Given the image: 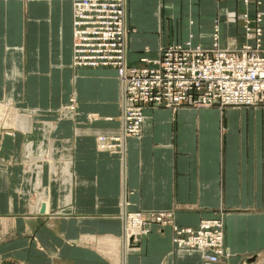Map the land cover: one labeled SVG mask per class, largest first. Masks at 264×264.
<instances>
[{
    "label": "crops",
    "instance_id": "crops-1",
    "mask_svg": "<svg viewBox=\"0 0 264 264\" xmlns=\"http://www.w3.org/2000/svg\"><path fill=\"white\" fill-rule=\"evenodd\" d=\"M258 1L126 0L127 63L214 32L238 49L243 11L264 30ZM71 22V0H0V264H264V106L145 107L139 137L101 150L121 131L119 79L72 64ZM131 211L192 228L221 213L227 254L175 247L170 224L127 237Z\"/></svg>",
    "mask_w": 264,
    "mask_h": 264
},
{
    "label": "built area",
    "instance_id": "built-area-1",
    "mask_svg": "<svg viewBox=\"0 0 264 264\" xmlns=\"http://www.w3.org/2000/svg\"><path fill=\"white\" fill-rule=\"evenodd\" d=\"M242 1L247 4L249 0ZM71 3L72 64L113 67L120 82L121 131L98 135L99 149L117 152L125 137H139L145 107L163 106L174 110L185 104L264 106L261 11L241 13L243 35L252 42L238 49L220 47L214 32L210 48L194 44L190 39L168 44L159 49L153 60L141 57L140 61L146 64L139 66L129 65L126 60V0H71ZM141 214L140 211L127 212L124 220L145 218L149 224H167L163 213L152 214V217ZM220 218L218 215L203 218L197 228L171 225L174 244L178 248L199 250L206 261L216 262L225 247L221 237L224 221ZM142 229L149 230L148 227Z\"/></svg>",
    "mask_w": 264,
    "mask_h": 264
},
{
    "label": "bare ground",
    "instance_id": "bare-ground-1",
    "mask_svg": "<svg viewBox=\"0 0 264 264\" xmlns=\"http://www.w3.org/2000/svg\"><path fill=\"white\" fill-rule=\"evenodd\" d=\"M117 76H118V74H117ZM119 79V78H118ZM4 110V108L2 107H0V116H1V112ZM97 146L99 147V143L97 144ZM123 221H124V225H123V229H124V234H125V236H127V237H132V238H134V239H140L141 237H143V236H145L146 234H148V232H146V230H144V229H142V227L143 228H146V227H148V228H150L151 226V223L149 224V223H146L145 222V218H134V219H132L131 221H126V220H124L123 219ZM156 224H158V225H161V224H159V223H156ZM132 226V227H131ZM135 228H137V229H135ZM135 229V230H134ZM222 237V239H223V241H224V234H223V236H221ZM172 242H173V244H174V240H173V236H172ZM175 245V244H174ZM135 246H133V248H134ZM175 247H177L178 248V246H176L175 245ZM200 253H201V251H200ZM225 254H227V249L224 247V253H223V255H225ZM201 255H202V253H201Z\"/></svg>",
    "mask_w": 264,
    "mask_h": 264
},
{
    "label": "rangeland",
    "instance_id": "rangeland-1",
    "mask_svg": "<svg viewBox=\"0 0 264 264\" xmlns=\"http://www.w3.org/2000/svg\"><path fill=\"white\" fill-rule=\"evenodd\" d=\"M259 1H261V0H259ZM261 4V3H260ZM258 5V4H257ZM231 49V48H230ZM234 49V48H233ZM236 49V48H235ZM119 84H120V82H119ZM74 107L75 106V103L73 102V101H70V103H68L67 105H65L64 106V110L66 109V110H68V108L67 107ZM4 108V107H3ZM6 110H8V108L7 109H5V110H3L4 111V113H5V111ZM3 111L1 112V116L0 117H2V115H4V113H3ZM12 111H14V110H12ZM11 110H9L8 111V116H12V115H16V114H18L16 111H14V112H12ZM20 113H23L22 114V116L23 115H29L28 113H24V112H20ZM19 113V114H20ZM18 114V115H19ZM21 127H28L26 124L25 125H20ZM132 212V211H131ZM141 213H142V211H140ZM129 213V212H128ZM150 214V216L152 217V216H154V215H156L157 213H163L164 214V216H165V221H166V223L167 224H170V225H175V223H174V221H173V217H172V214H171V212L170 211H152V212H149ZM126 214L127 213H125V216H126ZM152 214H154V215H152ZM141 216L142 217H145V215L142 213L141 214ZM218 216H220V217H222L223 218V215L220 213ZM222 218H220L221 220H222ZM123 219H125V218H123ZM123 225H124V221H123ZM219 260V258L217 259V261ZM216 261V262H217ZM215 263V262H214Z\"/></svg>",
    "mask_w": 264,
    "mask_h": 264
}]
</instances>
